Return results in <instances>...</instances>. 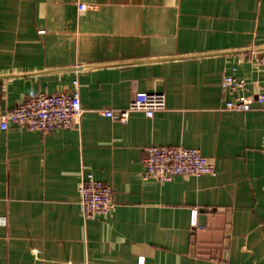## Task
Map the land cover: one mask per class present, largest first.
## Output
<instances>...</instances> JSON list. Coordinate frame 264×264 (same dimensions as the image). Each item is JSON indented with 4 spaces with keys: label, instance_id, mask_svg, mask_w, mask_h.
<instances>
[{
    "label": "crops",
    "instance_id": "obj_1",
    "mask_svg": "<svg viewBox=\"0 0 264 264\" xmlns=\"http://www.w3.org/2000/svg\"><path fill=\"white\" fill-rule=\"evenodd\" d=\"M75 79L71 127L0 129V264H264V103L224 107L264 89V0H0V114ZM150 91L151 118L104 115ZM176 145L215 175L144 179L145 147ZM85 173L110 214L82 216Z\"/></svg>",
    "mask_w": 264,
    "mask_h": 264
},
{
    "label": "built area",
    "instance_id": "obj_2",
    "mask_svg": "<svg viewBox=\"0 0 264 264\" xmlns=\"http://www.w3.org/2000/svg\"><path fill=\"white\" fill-rule=\"evenodd\" d=\"M86 8V5H78L79 10ZM72 85L73 88L68 92L57 94L39 92L26 97L13 109L0 114V129L5 130L10 124L41 132L71 127L82 111L76 79L72 81ZM243 86V81L231 75L222 78L221 87L224 92L233 93ZM254 103H264V89L253 96H235L228 99L224 107L245 112L250 110ZM164 107L163 92H142L136 94L127 107L105 110L104 115L119 122H126L131 111H141L146 117L151 118L154 112ZM142 162L143 178L159 182L169 181L174 177L215 175L216 172L211 158L204 156L197 148L182 145L145 147ZM78 194L82 216L85 219L108 215L116 207L111 185L95 179L91 173L81 176ZM4 223L5 219L0 217V224ZM189 225L197 226L195 208L189 211ZM137 264H143L142 256L138 257Z\"/></svg>",
    "mask_w": 264,
    "mask_h": 264
}]
</instances>
